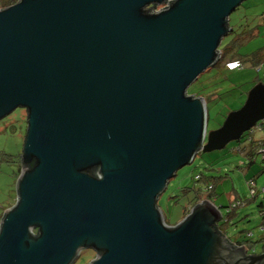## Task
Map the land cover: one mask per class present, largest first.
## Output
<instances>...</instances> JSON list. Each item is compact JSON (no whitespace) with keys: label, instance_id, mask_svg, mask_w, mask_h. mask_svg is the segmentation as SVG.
<instances>
[{"label":"water","instance_id":"95a60500","mask_svg":"<svg viewBox=\"0 0 264 264\" xmlns=\"http://www.w3.org/2000/svg\"><path fill=\"white\" fill-rule=\"evenodd\" d=\"M18 0L0 9V120L26 111L0 264H264L205 201L169 227L159 196L198 152L264 120V84L206 135L188 87L217 63L245 0Z\"/></svg>","mask_w":264,"mask_h":264},{"label":"rangeland","instance_id":"374dc122","mask_svg":"<svg viewBox=\"0 0 264 264\" xmlns=\"http://www.w3.org/2000/svg\"><path fill=\"white\" fill-rule=\"evenodd\" d=\"M262 13L264 0H245L228 17L229 27L234 34L253 28L255 36L240 45V55L256 52L264 46V18H260ZM232 35L233 33H230L222 39L219 50H223ZM251 62L247 61L242 68L233 71L211 67L188 87L187 95H196L205 102L206 135L218 130L229 113L240 109L255 85L264 84V62L257 68ZM25 131L24 109L18 108L0 120V213L15 202V184L19 174V157ZM235 145L236 142H231L219 151L198 152L193 162L178 170L168 182L165 191L157 200V207L162 212L165 223L172 227L185 217V211H190L193 201L197 199L199 203L208 201L221 208L223 218L226 217L223 207L246 199L247 203L234 210L235 214L229 223L224 225L225 237L232 244L251 242L250 253L258 255L264 247V240L261 239L264 236V217L260 214V210H264V192H261L264 187V171L259 157L249 165L245 157L231 153L230 149ZM199 175L201 180H197ZM210 176L219 179L216 180L213 191L208 192H211V198H208L204 180ZM252 179L256 182L255 189L260 190L257 197L252 196L250 191L249 183ZM93 259L91 250H82L73 264H88Z\"/></svg>","mask_w":264,"mask_h":264},{"label":"trees","instance_id":"16d2710c","mask_svg":"<svg viewBox=\"0 0 264 264\" xmlns=\"http://www.w3.org/2000/svg\"><path fill=\"white\" fill-rule=\"evenodd\" d=\"M17 1L18 0H0V8L4 9V8L9 7V6H12ZM150 9H156L157 10L158 8L153 7ZM260 18L261 19L264 18V13H262ZM248 32H251L250 35H247ZM231 33H233V35L228 39V42L226 43L223 50L218 49L219 50V58H218L217 63L214 65V67H216L218 70L226 69L227 71H229L226 68V64L232 63V62H238L241 65L240 68H242L247 61H249V62L252 61L251 63L255 68L259 67L264 62V46H262L261 48H258L256 50V52H252L250 54L240 55L238 53L240 45L243 43H246L247 41L250 40L251 37L255 36L253 34V28L251 30H243L241 32H237L235 34H234V31L232 30ZM257 35H258V32H257ZM241 37H243V38L241 39ZM195 97H196V95H195ZM259 130L255 126L254 128H252L248 132H245L240 137V139L238 141H234V142H236V145L234 147H231L230 152L233 154H238V155L245 157L249 161V163H250L249 165L254 163L256 161L255 148L258 146L259 142L264 141V134H263L264 125L263 124H262V128H259ZM199 153H203V152L200 151ZM19 165H20V159H19ZM262 170L264 171L263 166H262ZM201 179H202V177L199 175L197 177V180H201ZM218 179L219 178H216L213 176L205 178L204 181L206 183V191H207V195H208L207 197L208 198H211L210 193L215 188V182ZM252 181H255V179H252ZM209 191H211V192L208 193ZM255 197H257V196H255ZM244 202H245V204L247 203L246 199L244 200ZM198 203H199L198 199L196 201H193V204L191 207H194ZM228 206H226V207H228ZM226 207H223V208L225 209ZM260 207L261 208L263 207L262 204H260ZM186 213H189V211L188 210L185 211V216L187 215ZM2 214H3V212L0 213V218L2 217ZM234 214H235V211H232L230 214L226 215V217H225L226 220L224 222L222 221V223L215 224V226H214L216 228V230L218 231V233L224 237H225L224 225L229 223L231 217ZM260 214L262 217H264V210H260ZM249 240L250 239H248V241ZM227 241L230 244H232L229 240H227ZM244 243L248 244L249 247H246V248H248V250L252 249V246L250 244L251 242H247V241L242 242V243L237 242L236 244L239 245V244H244ZM244 246H246V245L244 244Z\"/></svg>","mask_w":264,"mask_h":264},{"label":"built area","instance_id":"2783aa9c","mask_svg":"<svg viewBox=\"0 0 264 264\" xmlns=\"http://www.w3.org/2000/svg\"><path fill=\"white\" fill-rule=\"evenodd\" d=\"M172 1V0H168L166 2L165 5L161 6L160 9H163L165 7H167V4ZM241 67V65L238 63V62H232V63H228L226 64V68L229 70V71H233L235 69H239ZM262 124L264 125V120L261 121V122H258L256 124V127L257 129L259 130V128H262ZM254 128V127H253ZM260 131V130H259ZM263 134H264V131H263ZM255 152H256V157H259L260 158V164L264 167V141L262 142H259L258 146L255 148ZM255 181H250L249 183V186H250V191H251V194L252 196H257L259 193H260V190L257 191L255 189ZM261 192H264V187H262L261 189ZM245 205V202H241V201H237L235 203H233L231 206H228L225 208V211H226V215L230 214L232 211H236L239 207ZM221 220L224 222L226 219L223 218V215L221 214Z\"/></svg>","mask_w":264,"mask_h":264},{"label":"crops","instance_id":"0c3cea01","mask_svg":"<svg viewBox=\"0 0 264 264\" xmlns=\"http://www.w3.org/2000/svg\"><path fill=\"white\" fill-rule=\"evenodd\" d=\"M218 224H219V223H218ZM261 239L264 240V236H262ZM233 245H236L237 247H242V246H243V247H245V249H246V254H247V255H253L252 253H250V251L248 250V248H246V246H244V244H239V245H238V244L235 243V244H233ZM263 249H264V247H263ZM251 252H252V250H251Z\"/></svg>","mask_w":264,"mask_h":264},{"label":"flooded vegetation","instance_id":"af4514ba","mask_svg":"<svg viewBox=\"0 0 264 264\" xmlns=\"http://www.w3.org/2000/svg\"><path fill=\"white\" fill-rule=\"evenodd\" d=\"M234 246H236V245H234ZM237 247V246H236ZM93 252V251H92ZM264 252V249L261 251V253H263ZM260 253V254H261ZM95 257V254H94V252H93V258Z\"/></svg>","mask_w":264,"mask_h":264},{"label":"bare ground","instance_id":"6f19581e","mask_svg":"<svg viewBox=\"0 0 264 264\" xmlns=\"http://www.w3.org/2000/svg\"><path fill=\"white\" fill-rule=\"evenodd\" d=\"M201 202H205V201H201ZM201 202H200V203H201ZM210 203H211V202H210ZM198 204H199V203H198ZM225 238H226V237H225Z\"/></svg>","mask_w":264,"mask_h":264},{"label":"clouds","instance_id":"9594fccd","mask_svg":"<svg viewBox=\"0 0 264 264\" xmlns=\"http://www.w3.org/2000/svg\"><path fill=\"white\" fill-rule=\"evenodd\" d=\"M220 222H222V220H220ZM218 223H219V222H218ZM218 223H217V224H218Z\"/></svg>","mask_w":264,"mask_h":264}]
</instances>
